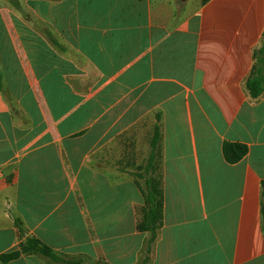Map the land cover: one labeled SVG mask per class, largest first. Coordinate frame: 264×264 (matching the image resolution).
Segmentation results:
<instances>
[{"label": "crops", "instance_id": "crops-1", "mask_svg": "<svg viewBox=\"0 0 264 264\" xmlns=\"http://www.w3.org/2000/svg\"><path fill=\"white\" fill-rule=\"evenodd\" d=\"M202 1L0 0V258L33 238L62 260L142 264L135 167L158 125L147 264H264V93L246 88L264 0ZM225 142L247 155L228 164Z\"/></svg>", "mask_w": 264, "mask_h": 264}, {"label": "trees", "instance_id": "trees-1", "mask_svg": "<svg viewBox=\"0 0 264 264\" xmlns=\"http://www.w3.org/2000/svg\"><path fill=\"white\" fill-rule=\"evenodd\" d=\"M210 0H203V5ZM255 66L251 72L250 77L246 81V88L253 99H258L264 93V38L261 47L255 52ZM160 139L161 132L157 125L155 127L153 136L151 138V154L148 159L146 170L149 171L155 168V163L160 159ZM248 153V147L241 143L225 142L223 145V155L228 164L239 163ZM139 179H143L145 183V190L143 191L145 207L139 210V219L136 229L140 233H149L150 239L147 244V249L142 264H147L150 260L152 245L157 239L158 231L163 222V207L164 197L162 190L161 178L154 176H142L135 174ZM262 216L264 223V191H263V205ZM16 225L22 231L21 223L16 221ZM32 253L42 254L55 262H63L65 264H82L81 261L62 260L53 252V250L41 241L33 238H28L24 243H21L18 250L1 256V261L4 263L19 259L23 255Z\"/></svg>", "mask_w": 264, "mask_h": 264}, {"label": "rangeland", "instance_id": "rangeland-1", "mask_svg": "<svg viewBox=\"0 0 264 264\" xmlns=\"http://www.w3.org/2000/svg\"><path fill=\"white\" fill-rule=\"evenodd\" d=\"M178 8L180 9L179 4H178ZM148 159L145 158L143 162H140V164H138L135 167V174H140V175L145 176V177L146 176H154L155 178H161L160 161L157 160V162L155 163V168L147 171L146 170V166H147V163H148Z\"/></svg>", "mask_w": 264, "mask_h": 264}]
</instances>
